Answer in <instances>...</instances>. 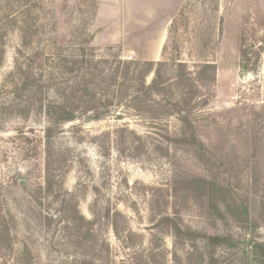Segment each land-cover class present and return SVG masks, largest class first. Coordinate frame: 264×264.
I'll use <instances>...</instances> for the list:
<instances>
[{
  "label": "rangeland",
  "instance_id": "1",
  "mask_svg": "<svg viewBox=\"0 0 264 264\" xmlns=\"http://www.w3.org/2000/svg\"><path fill=\"white\" fill-rule=\"evenodd\" d=\"M80 47L163 77L150 107L126 99L58 130L44 198L46 118L17 116L38 89L13 93L10 74L21 53ZM187 110L198 144L171 142ZM0 209L15 237L0 264H264V0H0ZM76 213L90 227L69 225Z\"/></svg>",
  "mask_w": 264,
  "mask_h": 264
},
{
  "label": "trees",
  "instance_id": "2",
  "mask_svg": "<svg viewBox=\"0 0 264 264\" xmlns=\"http://www.w3.org/2000/svg\"><path fill=\"white\" fill-rule=\"evenodd\" d=\"M9 24L17 25L18 21L11 19ZM20 24L23 46L26 47L32 41V35L27 21L24 20ZM242 54L243 58H247L246 51L243 50ZM163 66L162 63L129 62L115 57H101L94 50L85 47L76 48L70 53L64 51L48 54L44 51H34L26 56L21 53V59L15 61L14 71L10 74L11 87L15 91L13 93L38 89L33 99L31 98L21 107L17 116L27 118L33 109H38L46 118L47 126L44 130L45 189H39L40 192L46 193L44 198H50V194L53 193L57 177L55 174L59 169L54 153L58 130L66 124L75 122L81 116L99 120L108 114L110 107L119 106L126 99H129V104L134 110L144 109L146 104L150 107V98L159 87L160 82L158 81L163 77ZM177 67L183 71L185 69L182 63H179ZM211 67L206 64L201 68L210 69ZM153 72L155 79L148 84L147 79ZM179 80L180 83H192L193 78L191 75L186 77L183 73ZM54 82L60 83V95L56 100L46 99L43 88H50ZM181 102L177 104L178 107ZM179 116L184 129H189V131L185 130L182 135L177 136L171 142H196L198 144L191 111L187 110ZM200 182L204 183V181ZM33 199L42 205L41 198L33 196ZM4 216L0 209V248L6 249V241L9 239V249H12L15 238L12 233L13 225ZM70 218L68 223L74 228L78 222L76 219L87 223L88 227L92 224L91 221H87L77 213ZM163 220L172 225L176 233L185 234L174 220L170 218ZM186 235L204 239L213 246L216 242L221 244L222 240H226L218 237H199L197 233ZM254 251L255 253L261 251L264 254V242L255 244ZM18 262L17 264H24V261Z\"/></svg>",
  "mask_w": 264,
  "mask_h": 264
}]
</instances>
